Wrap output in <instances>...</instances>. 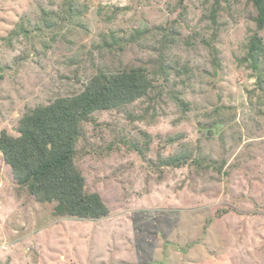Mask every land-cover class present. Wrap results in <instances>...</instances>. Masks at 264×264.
I'll return each instance as SVG.
<instances>
[{
	"label": "rangeland",
	"instance_id": "rangeland-1",
	"mask_svg": "<svg viewBox=\"0 0 264 264\" xmlns=\"http://www.w3.org/2000/svg\"><path fill=\"white\" fill-rule=\"evenodd\" d=\"M179 3L0 0V134L102 70L168 65L84 125L76 164L106 218L55 216L0 152V264H264V55L259 74L242 63L256 11L231 0L214 26L212 0Z\"/></svg>",
	"mask_w": 264,
	"mask_h": 264
},
{
	"label": "trees",
	"instance_id": "trees-1",
	"mask_svg": "<svg viewBox=\"0 0 264 264\" xmlns=\"http://www.w3.org/2000/svg\"><path fill=\"white\" fill-rule=\"evenodd\" d=\"M180 6L184 0H180ZM238 2L239 0H234ZM256 11V31L248 42L242 63L259 74L264 55V0H251ZM231 0H212L209 20L218 25L224 4ZM70 10L74 6L70 5ZM213 34V40L216 38ZM113 42L116 43L114 37ZM105 45L111 46L106 42ZM160 66L150 72L147 66H133L111 72L100 71L84 85L81 92L59 97L46 105H38L20 119L17 135L6 130L0 134V152L12 171L15 183L26 188L38 203L55 204L54 215L91 221L106 218L108 206L97 192H88L86 179L76 164L77 145L84 125L97 112L127 108L157 89L154 76L167 69ZM178 96L176 97V99ZM187 111L186 103L179 101ZM138 146H135L137 148ZM138 149V148H137ZM188 162L183 154L161 159L159 164L179 168Z\"/></svg>",
	"mask_w": 264,
	"mask_h": 264
}]
</instances>
